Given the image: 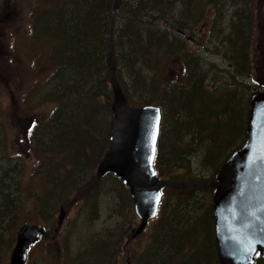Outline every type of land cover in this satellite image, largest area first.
Segmentation results:
<instances>
[{
    "label": "trees",
    "instance_id": "obj_1",
    "mask_svg": "<svg viewBox=\"0 0 264 264\" xmlns=\"http://www.w3.org/2000/svg\"><path fill=\"white\" fill-rule=\"evenodd\" d=\"M222 1L122 0L114 13V0H55L56 4L50 2L55 7L48 6L38 11L33 20L35 21L34 33L39 35L38 37L43 36L51 45L49 57L54 65V71L48 80V86L53 94L46 91V95L54 100L56 109L47 124L41 130L30 133L29 138H32L34 143L46 152H49V149L54 150L58 143L59 151H66L62 157L58 156V158L64 159L66 155H69L68 152L77 154L88 150V147L84 148L80 143V140L84 139L79 135L80 130H77L75 135L72 134L68 140L66 139V136L75 128L63 127L66 122H74L75 112L82 118L81 124H86L92 118L105 117L106 133H109L113 119V98L108 68V57L111 51L116 80L127 103L129 101L132 104L130 107L139 108L156 104L160 109L162 125H160L154 160L156 177L172 183L183 181L203 184L201 174H198L199 177L196 179L192 177V161L196 162L197 158L202 163L209 164L212 174L219 173L218 169L228 157L242 146L243 132L241 133L240 129L239 138L234 143L229 141L228 138L236 136L239 127L235 124L228 126L220 123L219 114L217 115L216 112L217 105L222 99L220 98L219 102L212 100L209 95L214 89H204V79L196 81L194 69L199 62V56L185 47L184 40L180 37L184 36V32H180V36L174 35L170 32L168 24L172 19H182L183 16L185 22L203 17L191 13L190 6L195 2L199 5L196 9L197 13L202 14L207 6L214 10L218 9L217 5ZM248 23L249 21L246 22ZM246 24L244 25L246 34L240 38L239 55H245L251 43L252 25ZM73 53H76L78 58L72 59ZM173 58L183 61V67L178 74H182L185 80L169 83L166 80L161 83L159 80L162 77L165 78L167 61ZM234 69V73L238 72L237 66ZM71 74L72 78H70ZM182 82H185L187 87H183ZM226 83L224 81L221 85L222 89ZM142 86H145L146 94H142L141 103L136 105L125 88L137 91ZM143 90L141 89V93ZM230 94L234 96L235 92ZM70 95H73L72 107H69ZM194 97L198 101V110H194L189 104V99ZM212 102L214 107L210 108ZM246 105L247 100H244L240 117L241 122L244 121V123ZM175 106L176 110H182L187 114L184 120L187 122L184 126L190 134L188 137H181L179 131L170 133L171 122L166 124V115L172 112ZM207 115L210 117V125L205 123ZM231 118L232 116L229 120ZM83 127L85 128V125ZM198 131L204 132V136ZM215 139L223 141L218 148L213 145ZM5 151L3 140L0 138V251L6 249L5 235L9 234V239H12L16 228L29 224L20 220L17 222L22 200L16 192L20 187V177L24 172V166L16 160L7 159L4 155ZM97 159L98 163L99 155ZM80 166L84 170L78 172L77 168ZM94 166L95 164L93 166L80 164L72 168L66 166L63 171H58L57 176L54 175V183L57 184L54 192L60 188L58 194L55 197H49L45 190L44 195L38 198L40 210L50 217L48 213L52 206L55 207L56 202L64 200L61 204L63 206L71 192L91 182ZM198 166L201 165L198 164ZM86 170L90 172L84 175ZM70 179L71 183L68 184ZM103 179L106 181L103 191L106 196H111L112 186H114L113 197L122 203L124 210L126 202L124 199L127 200L124 216L128 211L130 219L127 223L124 221L120 223L123 225V231L121 230V234L117 237L116 233L114 234L116 240L112 248L108 239L88 241L89 246L102 244L98 253H87L90 264H110V259L112 260L111 257L114 256H119L116 264H124V262L125 264L127 262L130 264H218L211 206L209 204L207 212L203 211L206 212L203 213L204 215H199L202 208L197 207L194 210L192 207L193 202H196L192 192L199 189H174L176 195L175 197L171 195L174 205L169 206L168 211L164 210L158 214L147 242L138 253L134 254L128 251L129 244L137 239H128L134 232L132 226L136 222L129 205L130 196L117 178L110 174L103 178L96 177L98 181ZM66 184L67 186L63 188ZM163 195L165 193L162 197ZM202 201L204 202L203 199ZM42 207L45 208L42 210ZM190 213L191 217H189ZM118 228L119 225L115 229ZM45 235L43 239H47L46 231ZM201 254L204 256L202 257ZM261 262L257 258L254 264H262Z\"/></svg>",
    "mask_w": 264,
    "mask_h": 264
},
{
    "label": "rangeland",
    "instance_id": "obj_2",
    "mask_svg": "<svg viewBox=\"0 0 264 264\" xmlns=\"http://www.w3.org/2000/svg\"><path fill=\"white\" fill-rule=\"evenodd\" d=\"M50 2L56 4L55 0H0V138L3 140L6 158L16 160L24 166V172L20 177V187L16 192L22 200L17 222L20 220L47 229L45 230L47 239H41L29 251L25 264H90L87 253H98L102 244L89 246V242L94 239H108L112 248L116 240L114 234L116 233V237L121 234L123 225L120 223L129 222L130 212L126 211L127 214L124 216L128 202L124 199L126 201L124 210L122 203L113 197L115 195L114 186H112L111 196H106L103 192L106 181L101 180V184V181L96 180L97 166L109 147L110 130L107 134L105 117L92 118L86 124H81L80 115L78 116L76 112L73 114L74 122H66L63 127L65 129L75 128L66 136V139L68 140L72 134L75 135L76 131L80 130L79 135L84 139H79L81 142L78 141L84 148L88 147V150L85 153L77 154L68 152L69 155H66L64 159L58 158L66 153L65 150L59 151L58 143L54 150L49 149L50 151L46 152L42 150L41 146L36 145L32 138H29L30 133L41 130L47 124L56 109L54 100L46 95V91L53 94L48 86V80L54 71V65L49 57L51 45L43 36L38 37L39 35L34 33L35 21L33 20L38 11H42L48 6L55 7ZM198 6V2L193 3L190 6L191 13L203 17L191 22L183 21L184 16L182 19H172L168 28L174 35L180 36L179 33L184 32V36L180 37L184 40L185 47L199 56V62L196 63L194 69L196 81L204 79L203 88L214 89L209 95L212 100L215 99V102H219L220 98L222 99L217 105L216 112L217 115L219 114L220 123L228 126L235 124L239 127L236 136L228 138L229 141L234 143L239 138L240 129L241 133L243 132L241 140L245 141L251 99L256 94L264 93V0H223L217 5L218 9L214 10L207 6L202 14L197 13ZM239 21L241 22L239 23ZM247 21L252 25V29L250 28L251 43H249L245 55H239L241 51L239 50L240 38L246 34L244 25ZM72 55V59L77 57L76 53ZM236 66L238 72L234 73ZM182 67V60L176 58L168 60L164 72L165 78L162 77L159 81L162 83L167 80L169 83L185 80L182 74H178ZM70 78H72V74ZM224 81L227 83L222 89L221 85ZM182 85L187 87L185 82H182ZM125 89L134 99L136 105L141 103L142 94H146L145 86L141 88L144 89L142 93L141 89L137 91L129 90L128 87ZM232 92H235L234 96L230 94ZM72 97L73 95L69 96L70 100ZM244 100H247L245 123L241 122L240 118ZM128 104L132 105L129 101ZM189 104L194 110H198L199 105L195 97L189 99ZM72 105H74L73 100L70 101L69 107ZM213 107L212 102L210 108ZM175 110L176 106L173 107L172 112L166 115V124L171 122L170 133L179 131L181 137H188L190 134L184 126V123L187 122L184 121L187 114L182 110ZM227 113L228 115H226ZM209 115L205 116L207 120L204 119L208 125L211 123ZM231 116L232 118L229 120ZM160 125H162V119ZM198 133L204 136V132L198 131ZM199 134L196 136L200 137ZM222 143V139L213 140V145L217 148ZM98 155L100 160L97 163ZM195 161H192V177L196 179L199 177L198 174H201L203 184L199 185L204 187L190 188L199 189V191L192 192L196 199L192 207L194 210L197 207L202 208L199 214L201 215L207 212L210 204L212 214L214 189L206 186L216 183L215 176L217 177L219 173L212 174L209 164L202 163L198 158ZM80 164H91L92 166L95 164L91 182L87 186L71 192L63 206L61 204L64 203V200L56 202L55 207L52 206L48 213L50 217H47L46 212L40 210L38 198L44 195L45 190L49 197H55L60 188L54 192V188L57 186L54 183V175L58 171H63L66 166L72 168ZM83 170L82 166L77 168L78 172ZM87 172L90 170H86L84 175L89 174ZM208 181L209 183H207ZM70 183L71 179L68 181V184ZM66 186L67 184L63 188ZM96 190L97 193H95ZM163 193L165 195L161 199L158 214L164 210L168 211L169 206L174 205V199L171 197V195L174 197L176 195L174 188H164L162 189ZM129 201L133 212L131 197ZM44 208L42 207V210ZM61 208L64 216L61 225L58 226ZM194 210L193 212L196 214ZM189 217H191V213ZM154 222H156L155 219L151 220L143 233L129 244V252L138 253L147 242ZM117 225L119 228L115 229ZM138 225L139 220L136 219L132 226L134 232ZM17 229L13 231L12 239H9V234L5 235L4 246L6 249L0 251V264H9ZM134 232L130 235H133ZM111 251L113 252V250ZM201 256L204 255L201 254ZM111 258L115 260L110 259V264H116L119 256ZM261 263L264 264L263 261Z\"/></svg>",
    "mask_w": 264,
    "mask_h": 264
},
{
    "label": "water",
    "instance_id": "obj_3",
    "mask_svg": "<svg viewBox=\"0 0 264 264\" xmlns=\"http://www.w3.org/2000/svg\"><path fill=\"white\" fill-rule=\"evenodd\" d=\"M122 0H114L113 12ZM113 93V121L109 147L97 167L99 178L112 174L128 189L139 220L132 239L155 219L164 188H200L197 184L168 183L155 177L153 163L161 124L156 106L130 108L115 77L111 51L108 57ZM214 189L212 214L218 264L264 262V94L253 96L249 106L246 139L220 169ZM64 216L58 217V226ZM44 235L37 225L21 226L15 234L9 264H25L29 249Z\"/></svg>",
    "mask_w": 264,
    "mask_h": 264
},
{
    "label": "bare ground",
    "instance_id": "obj_4",
    "mask_svg": "<svg viewBox=\"0 0 264 264\" xmlns=\"http://www.w3.org/2000/svg\"><path fill=\"white\" fill-rule=\"evenodd\" d=\"M234 18V17H233ZM231 31V30H230ZM233 33V32H232ZM218 35V34H217ZM210 49V48H209ZM229 56V55H228ZM115 70V69H114ZM115 72V71H114ZM220 172V171H219ZM166 182H168V181H166ZM168 183H172V182H168ZM198 185V184H197ZM200 186V185H199ZM55 189V188H54ZM18 195V194H17ZM53 220V219H52ZM30 224V223H29ZM26 225V224H25ZM31 225H34V224H31ZM85 248V247H84ZM81 249V248H80ZM90 250V249H89ZM78 253V252H77ZM81 253V252H80ZM82 254V253H81ZM80 254V255H81ZM126 264H130L129 262H127Z\"/></svg>",
    "mask_w": 264,
    "mask_h": 264
},
{
    "label": "flooded vegetation",
    "instance_id": "obj_5",
    "mask_svg": "<svg viewBox=\"0 0 264 264\" xmlns=\"http://www.w3.org/2000/svg\"><path fill=\"white\" fill-rule=\"evenodd\" d=\"M46 237V235H44V237L43 238H45ZM41 240V239H40Z\"/></svg>",
    "mask_w": 264,
    "mask_h": 264
}]
</instances>
